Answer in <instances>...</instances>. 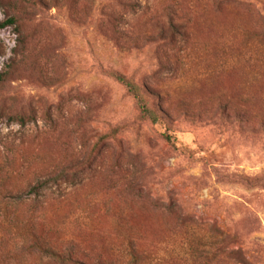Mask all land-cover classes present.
Instances as JSON below:
<instances>
[{
    "label": "rangeland",
    "instance_id": "1",
    "mask_svg": "<svg viewBox=\"0 0 264 264\" xmlns=\"http://www.w3.org/2000/svg\"><path fill=\"white\" fill-rule=\"evenodd\" d=\"M11 17L0 264H61L32 242L180 264V217L217 236L208 264H264V0H0ZM108 71L140 86L157 122Z\"/></svg>",
    "mask_w": 264,
    "mask_h": 264
},
{
    "label": "trees",
    "instance_id": "2",
    "mask_svg": "<svg viewBox=\"0 0 264 264\" xmlns=\"http://www.w3.org/2000/svg\"><path fill=\"white\" fill-rule=\"evenodd\" d=\"M14 22L15 19L11 17L4 22H0V27L3 28L4 26ZM108 75L121 83L126 88L128 93L136 100L139 108V116L141 118L150 120L151 122H157L158 116L149 107L146 97H143L140 86L137 85L132 78L115 71H108ZM4 80L5 74L0 73V83ZM10 119L21 125L26 124L28 121L23 115H14L11 116ZM63 179V174L45 179L32 187L31 191L37 194L39 190L47 187L50 182L59 184L63 181ZM178 220L179 226L176 229L181 233V237L178 242H176L177 244L174 247L175 250L170 251L171 254H175V260L180 264H208L215 259L219 240L216 235L211 234L212 229L209 228L208 233H206L201 226L197 224V222L183 219L182 217ZM24 231V229L18 230V232ZM0 236L2 238L3 233ZM32 245H36L41 252L49 255L61 264H109L108 262L103 261L93 262V260L88 259L87 257L84 258L73 255L70 250H66L65 252L55 251L40 242L38 244L32 242ZM123 258V260L119 259V264H166L163 263L162 259L157 258L154 255L151 256L149 254L142 256L140 253L136 252L131 245L123 249Z\"/></svg>",
    "mask_w": 264,
    "mask_h": 264
}]
</instances>
